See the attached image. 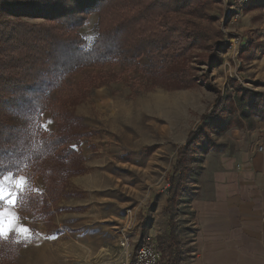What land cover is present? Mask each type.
Returning a JSON list of instances; mask_svg holds the SVG:
<instances>
[{"label":"rangeland","instance_id":"374dc122","mask_svg":"<svg viewBox=\"0 0 264 264\" xmlns=\"http://www.w3.org/2000/svg\"><path fill=\"white\" fill-rule=\"evenodd\" d=\"M249 7L264 9V0H209L192 13V28L204 42L190 50L186 62L173 61L166 71L146 75L148 59L142 56L136 63L106 66L109 76L102 83L83 81L91 69L77 73L69 89L54 93L80 119L67 128L80 135L77 144L70 143L76 155L71 160L50 157L42 164L47 189L42 174L36 175L43 178V191L33 188L36 175L30 179L24 172L14 174L26 177V188L43 192L52 212L35 219L16 205L21 224L33 234L28 240L16 232L7 236L14 252L5 264H72L70 254L77 240L73 233L84 227L96 233L90 239L94 245L116 242L118 249L122 238L135 244L141 233L151 234L159 251L171 260L194 264L198 253L184 245L195 240V228L184 231L180 223L190 216L187 201L194 186L189 183L200 170L203 153L220 148L215 134L241 126V120L249 117L264 120L259 106L242 116L236 105L239 88L264 97V66L258 74L254 72L256 66L246 48L257 30L238 24ZM79 31L89 47L97 34L96 12L88 15ZM215 42H224L226 48L218 52L219 64L210 68L202 59L213 52L210 45ZM178 67L187 68V75L194 77L192 86L179 88L173 78ZM220 103L221 112L210 124L217 126L204 130L192 150L188 172L173 193L178 149L203 125L201 116ZM41 126L49 132L57 130L49 112H43Z\"/></svg>","mask_w":264,"mask_h":264},{"label":"trees","instance_id":"16d2710c","mask_svg":"<svg viewBox=\"0 0 264 264\" xmlns=\"http://www.w3.org/2000/svg\"><path fill=\"white\" fill-rule=\"evenodd\" d=\"M208 1L0 0V175L24 172L32 179L41 173L47 189L48 175L42 164L50 157L75 158L76 151L70 143L77 144L80 136L67 130L80 119L54 93L69 89L77 73L91 69L83 75V81L102 83L109 76L106 66L136 63L142 56L148 59L143 69L146 75L166 71L173 61L186 62L190 50L204 42L200 32L192 28L189 16ZM91 12L97 13V34L85 47L79 29ZM26 17L43 21L30 23L23 19ZM210 46L213 52L202 60L211 68L219 64L218 52L226 47L224 42ZM179 67L173 77L179 88L192 86L194 77L187 75V68ZM238 91L236 105L242 116H248V110L256 106L264 110L262 95L242 88ZM221 104L212 113L201 116L203 125L178 149L173 165V193L188 172L192 150L204 130L217 126L210 124L221 112ZM43 112H49L56 121L55 132L41 126ZM18 195L17 205L35 219L51 215L52 208L43 192L26 188ZM144 237L143 232L135 249ZM13 252L12 242L0 238V264H5ZM177 261L160 252L158 264Z\"/></svg>","mask_w":264,"mask_h":264},{"label":"crops","instance_id":"0c3cea01","mask_svg":"<svg viewBox=\"0 0 264 264\" xmlns=\"http://www.w3.org/2000/svg\"><path fill=\"white\" fill-rule=\"evenodd\" d=\"M238 24L257 30L246 48L258 74L264 66V9L247 8ZM214 138L220 148L203 153L189 183L194 186L187 201L190 216L180 224L184 231L194 227L196 237L184 246L198 253L194 264H264V120L246 118ZM32 181L35 190L43 191L41 176ZM92 235L90 227L73 233L72 264H115L120 258L116 242L94 245Z\"/></svg>","mask_w":264,"mask_h":264},{"label":"snow or ice","instance_id":"6c2138e0","mask_svg":"<svg viewBox=\"0 0 264 264\" xmlns=\"http://www.w3.org/2000/svg\"><path fill=\"white\" fill-rule=\"evenodd\" d=\"M28 185L24 176H16L12 172L0 175V238H7L16 232L23 239L32 236V229L21 224V217L14 210L19 203V193Z\"/></svg>","mask_w":264,"mask_h":264},{"label":"built area","instance_id":"2783aa9c","mask_svg":"<svg viewBox=\"0 0 264 264\" xmlns=\"http://www.w3.org/2000/svg\"><path fill=\"white\" fill-rule=\"evenodd\" d=\"M262 150V146L257 147ZM120 258L115 264H158L160 251L151 234L144 237L142 243L135 249V244L128 238L119 242Z\"/></svg>","mask_w":264,"mask_h":264}]
</instances>
